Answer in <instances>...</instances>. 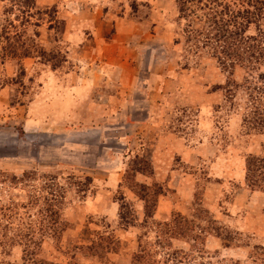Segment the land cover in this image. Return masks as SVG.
Returning a JSON list of instances; mask_svg holds the SVG:
<instances>
[{
    "label": "rangeland",
    "instance_id": "rangeland-1",
    "mask_svg": "<svg viewBox=\"0 0 264 264\" xmlns=\"http://www.w3.org/2000/svg\"><path fill=\"white\" fill-rule=\"evenodd\" d=\"M182 1L0 0L8 95L0 114V264H16L15 246L20 264H132L137 253L153 264H264V192L246 182L248 159L264 158V9L220 0L238 12L224 20L236 23L229 28L241 40L228 42L218 41L222 32L209 36L200 3ZM217 20L209 29L225 23ZM236 55L253 57L249 64ZM162 79L172 95L160 100L145 87ZM167 99L166 129L188 145L217 143L218 157L241 150L244 184L259 199L239 198L231 180L218 186L221 164L209 157L185 168L196 189L184 212L176 209L174 190L151 180L160 161L176 169L179 157L160 152L154 167L148 145L162 126L143 124L147 106ZM51 102L57 127L33 117L49 114ZM198 114H214L213 134L201 132ZM232 114L252 134L243 136L244 151L227 129ZM33 120H43L39 131L28 128ZM112 157L123 162L122 178L107 194L94 186L103 173L92 165ZM87 192L107 195L113 214L71 223L76 216L65 219V209L78 215ZM72 224L76 243L67 246L62 232Z\"/></svg>",
    "mask_w": 264,
    "mask_h": 264
},
{
    "label": "crops",
    "instance_id": "crops-1",
    "mask_svg": "<svg viewBox=\"0 0 264 264\" xmlns=\"http://www.w3.org/2000/svg\"><path fill=\"white\" fill-rule=\"evenodd\" d=\"M2 66L4 65L2 64L1 59H0V114L3 113V110H2L3 108L6 109L5 108L6 102H5V99L2 97V95L6 96V99L8 98V95H6L4 88L2 89ZM164 82L165 80L162 79L160 82L158 81V84H154V83H157L155 81L151 85H147L145 88L146 90L151 89L153 92H156L159 99L161 100L164 95L166 96L172 95V93L168 91V88L166 87L162 88ZM166 82H167V79H166ZM153 97H155L154 93H153ZM168 99L164 103L161 101V104L159 106L158 105L154 106V104L147 106L148 112L146 114V119L143 124L145 123L147 125L152 124V127L154 126L156 128H159L160 126H162L161 129L155 132L156 137L153 140V142L155 143H152V144L150 143V145H148V149L152 152L151 158L149 157V159L152 160V164L154 165V167L156 166L155 164L157 163L153 162V159L154 158L156 159V154L160 152L162 153L164 152L165 155H168L169 157L173 155L176 157H179L178 164L180 167L175 166L176 169L174 168L175 169L174 170L171 165L169 166L171 160H167L166 158H164L165 160H163V162L160 161V163L157 164L156 166L157 171H155V175L152 178V180L150 179L151 181L157 180L162 184H167L170 188L174 190L176 197L181 201L180 202L181 204L179 203L175 206L176 209L184 212L186 208L183 207V203L186 205L187 204L186 201L193 198L194 190L196 189L195 183L191 179L193 175L190 172L186 171L185 168L188 167L193 170V168H195L198 165V163L202 161V159H206L209 157H213V162L215 161L216 164H221L218 166H214V170L216 169L218 170V173H216L217 174L216 177L220 180V183L218 184V186L222 187V185L220 184L226 185L231 180V181H234L240 184V186L236 190L240 192V194H242L241 196H239V198L244 199L246 198V194H247V197L250 195L251 200L253 197H255L256 199L257 198L259 199L261 195H259V193L257 192H252L244 184L245 183V170H244L245 162L243 161L241 157V154H242L241 150L237 154H235V152H231L227 155L223 154L224 155V156L222 155L223 157H218V155L214 154V150L218 151V147H220L217 143H211L204 139V141H200V144L197 146L188 145L186 138L176 135L175 133H173L172 131L168 129V126L166 129V125L168 122L164 123L166 121L163 120L162 118L164 115L163 112L169 109ZM53 104L55 103L53 102L52 104H48L49 114H34V116L32 114V116L34 118H39L40 116H43L44 117L43 120H46L47 122L46 126L55 127L56 122H54L55 121L54 118L59 115L51 114V111L55 110L54 109L55 106H53ZM213 116L214 114H198L197 118L198 120L200 119V130L202 133L213 134L212 133L213 130L216 129L215 127L216 124H215ZM64 117H67V116L64 115ZM1 118L2 116H0V119ZM43 120H40L39 122L38 121L35 122V120H33L31 126L28 128L32 129L33 131H36V130L39 131V129L42 127ZM64 123L65 125H70L71 124L70 119L65 122H62V125ZM45 129L47 130V128ZM227 129L229 131L230 136H232L234 140L238 142V145L240 144L241 141L242 142L244 141L243 136H245L247 133L245 135H243L244 133H242V130H241L242 126H241L239 115L232 114L231 117H228ZM251 135L252 134H249V135L247 134L246 137L247 138L251 137ZM258 135L259 137H261L262 143H264V134H258ZM242 145L243 146L238 149H243L242 151H244L245 149L244 146L246 145L244 142ZM79 149L81 150L83 148L80 147ZM220 158H222L223 160L220 161L219 160ZM94 162L95 164L92 165L93 167L92 171L103 173V176H101L100 178L98 177L96 179L94 178L92 179V182L95 183L94 186L98 187L97 190L102 191L101 187H106L105 192L109 194L114 189H118L119 184L121 183V178H122V174L120 173V171L122 170L123 162L120 161L119 158L117 157L115 158L112 157L110 159H106L105 161L95 160ZM139 174L140 173H137L135 175L136 181L139 180V177H142ZM102 183L104 184L103 186H102ZM172 184H174V186H172ZM97 195L99 194L97 193L91 194L90 192L85 193L84 200L81 202L80 208H78L79 214L77 215V212H72L71 211L72 208L65 209L64 211V215L66 217L65 219H68L67 218L68 215L70 216L75 215L76 219H73L71 223L74 222V224H78L82 222L85 225L86 224L85 220L88 218L87 216L112 215L113 209L115 208V204L107 200L108 199L107 195L103 197L97 196ZM162 212H163V209H162ZM164 212L167 213L165 208H164ZM165 213H164V217L167 215V214L165 215ZM74 224H72V226L70 227L71 229L68 228L66 229L67 230L66 232L65 231L62 232L63 234L62 239H64L63 241L68 244L67 246L74 245L76 243V240L73 238L72 233L79 228L77 227L74 230L73 229L75 228ZM78 242L83 243L84 241L80 240ZM17 249L18 248L16 246L14 247V249H12V252H10L12 254H10L9 258L12 262L16 264L17 263L20 264L22 262V259L20 256L17 255V251H18Z\"/></svg>",
    "mask_w": 264,
    "mask_h": 264
},
{
    "label": "trees",
    "instance_id": "trees-1",
    "mask_svg": "<svg viewBox=\"0 0 264 264\" xmlns=\"http://www.w3.org/2000/svg\"><path fill=\"white\" fill-rule=\"evenodd\" d=\"M196 1L201 4L202 8L207 10V12H205V14L202 15V17L205 19L206 24L210 23L207 25L208 31L211 32L209 36L212 37L213 36L212 34L214 32L216 33L215 38L219 37L218 41H221L222 39H225L228 42L237 40L236 36L239 37V33L235 29L233 31L231 30V28H229L230 25L232 28H234L236 23L232 20L226 21L224 20V17H229V13H231L230 14L231 17L233 18L237 17L236 14H238V12H233V10L230 9L227 3L220 2V0H206V2L204 3H202L203 0H200V1L199 0H183L182 4H190ZM255 1H256L255 9H259V12H260V10L264 9V0H255ZM258 5H260V7L257 8ZM219 7L223 8L224 10H221L218 12L217 8ZM180 13H185V10H180ZM218 17L222 19V22L224 20L225 23H222L219 29H215V28L209 29L210 26L212 25H214V27L217 26V24L219 23L217 20ZM256 17H258V15H256ZM250 23L252 22L251 21L247 22V24H250ZM221 32L223 33V35H220L217 37V34L219 35L221 34ZM239 38L241 40V36ZM236 57H237L236 60H238L239 62L240 61L245 62L247 60H250V62L247 61L250 64L253 56L250 55L246 59L245 58L242 59L240 55H236ZM247 171H248L246 175V182L248 184L247 186L249 188L257 189V190L264 192V158H255V157L249 158L248 163H247ZM132 264H153V262L149 261L148 259H145L144 255L137 253L133 257Z\"/></svg>",
    "mask_w": 264,
    "mask_h": 264
}]
</instances>
